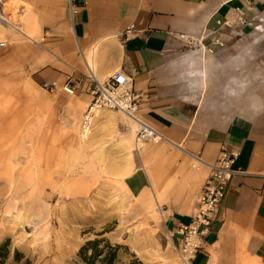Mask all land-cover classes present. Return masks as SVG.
<instances>
[{
	"label": "crops",
	"instance_id": "crops-1",
	"mask_svg": "<svg viewBox=\"0 0 264 264\" xmlns=\"http://www.w3.org/2000/svg\"><path fill=\"white\" fill-rule=\"evenodd\" d=\"M12 1L10 22L0 18V61L21 63L45 83L82 81L70 100L77 116L92 101L83 56L93 55L99 80L116 72L133 79L139 118L181 159V181L166 174L156 182L166 189L172 236L192 221L210 175L191 161L213 165L224 148L239 151L240 173L192 264H236L240 256L264 264V0Z\"/></svg>",
	"mask_w": 264,
	"mask_h": 264
},
{
	"label": "rangeland",
	"instance_id": "rangeland-1",
	"mask_svg": "<svg viewBox=\"0 0 264 264\" xmlns=\"http://www.w3.org/2000/svg\"><path fill=\"white\" fill-rule=\"evenodd\" d=\"M44 83L21 63L0 61V246L8 244L10 251L5 264H86L81 249L95 240L106 241L95 264L112 256L107 244L121 247L112 264H179L165 214L166 189L156 186L159 203L143 209L134 198L166 174L182 180L183 173L174 171L181 159L170 155L177 149L164 142L135 148L136 129L110 110L102 111L105 120L94 127L95 137L80 144L87 106L77 116L70 102L75 96H56ZM128 146L135 170L125 177L124 190L118 171ZM191 167L200 166L192 160ZM238 259L236 264H254Z\"/></svg>",
	"mask_w": 264,
	"mask_h": 264
},
{
	"label": "built area",
	"instance_id": "built-area-1",
	"mask_svg": "<svg viewBox=\"0 0 264 264\" xmlns=\"http://www.w3.org/2000/svg\"><path fill=\"white\" fill-rule=\"evenodd\" d=\"M71 11L74 12L73 7ZM133 31L134 26L129 27L124 33V39L127 40ZM2 48L3 45H0V52ZM81 56H83L82 52ZM83 61L88 72L86 78L91 87L92 101L81 120V136L87 137L91 133L98 112L110 110L122 114L137 124L136 139L140 144H146L152 140L165 141L162 135L139 118V97L134 91L131 77L123 72H116L104 80H99L84 56ZM82 84V81L74 80L69 76L63 86L52 82L44 83L43 88L50 93L61 90L69 96H74ZM239 156L240 153L236 148H224L215 164L200 163L209 168L210 175L200 193L192 221L189 224H181L173 236L176 240L175 248L180 264H192L195 256L203 251L210 226L215 221L225 199L226 190L233 178L240 173L239 170L235 169Z\"/></svg>",
	"mask_w": 264,
	"mask_h": 264
},
{
	"label": "bare ground",
	"instance_id": "bare-ground-1",
	"mask_svg": "<svg viewBox=\"0 0 264 264\" xmlns=\"http://www.w3.org/2000/svg\"><path fill=\"white\" fill-rule=\"evenodd\" d=\"M16 5H17V3L15 1H12V0L6 1L4 3L3 9H1V10H3L2 11L3 13L1 12L0 18H2L3 20L5 19L7 22H10L8 16H6V13L8 11H10L11 9H13ZM1 24L3 25V22L0 20V25ZM85 58L89 62L90 66L96 71V69H95L96 68V64H95V62L93 60V55L86 56ZM258 110H259V103H258L257 99L254 98V109L251 110V113L254 115V114H256L258 112ZM103 113L104 112H98L97 113L96 124L94 125V127L96 125L99 126V125H101L104 122L105 114H103ZM82 118H83V116H82ZM82 118H81V120H82ZM81 120H80V124H81ZM126 122L130 126L132 132H134L135 129H136V134H137V124L135 122H133L132 120L128 119V118H126ZM79 132H80V125H79ZM95 135H96V132H94V128H93V130L91 131V133L87 137H83L80 134V136L82 138L81 141H80V144H86L87 142L90 141V137H91V140H92L95 137ZM163 142L165 143L166 141H163ZM149 143L159 144V143H162V142H157V141H153L152 140V141H149ZM143 145H145V144H140L138 142V139H136L135 148H140ZM133 149L134 148L131 147V146H128V147L125 148V150L128 152V157H126L124 167L120 168L119 171H118L119 172V177L121 179L120 182H121V185L124 188V190H126V187L124 185L125 177H128V176L132 175L134 173V170H135V164L133 162V157H134ZM135 150H137V149H135ZM197 161H199V160H197ZM198 164H199V166H202L200 163H198ZM156 186H158V185H156V182H154V185H153L154 188H153L152 191L147 190V191L143 192L140 196L134 197L137 200L136 208H142L143 209V208L151 205L153 200L156 203H159V198H157V196L155 194V187ZM166 217H167V215H166ZM177 257H178V255H177ZM178 261H179V258H178ZM179 264H180V262H179Z\"/></svg>",
	"mask_w": 264,
	"mask_h": 264
},
{
	"label": "trees",
	"instance_id": "trees-1",
	"mask_svg": "<svg viewBox=\"0 0 264 264\" xmlns=\"http://www.w3.org/2000/svg\"><path fill=\"white\" fill-rule=\"evenodd\" d=\"M102 243H106L105 240H95L90 241L86 246H84L81 249V257L86 262V264H95V262L98 260V258L102 255V249L99 248V246ZM105 249L110 250V254H112L111 257L106 256L105 258H102L100 262L102 264H112L115 256L117 255L118 250L121 249L120 246L112 247L109 244L105 246ZM92 251V254H89ZM10 251H9V245L5 244L3 246H0V264H5L8 257H9Z\"/></svg>",
	"mask_w": 264,
	"mask_h": 264
}]
</instances>
